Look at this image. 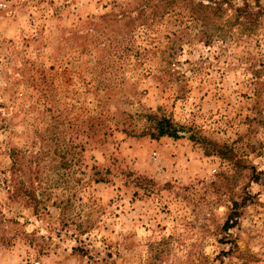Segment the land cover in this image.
<instances>
[{
  "label": "rangeland",
  "instance_id": "374dc122",
  "mask_svg": "<svg viewBox=\"0 0 264 264\" xmlns=\"http://www.w3.org/2000/svg\"><path fill=\"white\" fill-rule=\"evenodd\" d=\"M0 264H264V0H0Z\"/></svg>",
  "mask_w": 264,
  "mask_h": 264
},
{
  "label": "trees",
  "instance_id": "16d2710c",
  "mask_svg": "<svg viewBox=\"0 0 264 264\" xmlns=\"http://www.w3.org/2000/svg\"><path fill=\"white\" fill-rule=\"evenodd\" d=\"M235 10L239 12L238 14H242V17L244 18L252 17L253 14L258 15L262 13L261 9L257 12H252L251 10H248L246 7L243 8L238 7ZM152 19H154V17H152ZM179 131L180 130L177 128V126L169 118L164 117L155 120V130L151 132V135L155 138L165 135H168L173 138H179L181 136Z\"/></svg>",
  "mask_w": 264,
  "mask_h": 264
}]
</instances>
